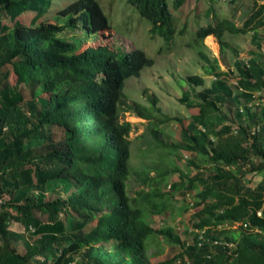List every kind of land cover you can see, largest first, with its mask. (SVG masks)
Instances as JSON below:
<instances>
[{
	"label": "trees",
	"instance_id": "16d2710c",
	"mask_svg": "<svg viewBox=\"0 0 264 264\" xmlns=\"http://www.w3.org/2000/svg\"><path fill=\"white\" fill-rule=\"evenodd\" d=\"M58 2L0 0V264H153L147 253L150 236L182 247L159 264H264V59L242 58L232 77L218 58L199 51L213 84L198 93V103L187 105L189 120L175 118L179 144L164 143L153 126L144 154L162 151L161 161L135 171L143 188L131 198L134 125L120 113L129 101L126 82L154 60L136 48L82 49L78 32L103 35L110 30L107 16L97 0H71L52 21L43 18ZM128 2L151 23L152 37L174 45L177 32L184 34L168 0ZM183 3L174 0L173 9ZM28 11L35 17L24 25L18 18ZM251 31L258 38L264 33V5L241 28L219 18L200 27L196 38L206 48L205 39L214 35L225 51L230 48L226 33ZM186 80L205 85L202 76ZM184 102H191L189 96ZM232 104L237 110L231 116L225 106L230 110ZM126 111L151 121L157 101L151 107L128 105ZM180 150L191 155L187 165L193 171L171 163L172 156L180 160ZM250 175L262 179L247 180ZM52 186L58 193L53 200L46 197ZM177 194L183 200L195 197L184 205L197 209L192 244L173 226L155 228L149 220L174 215ZM4 195L9 197L2 202ZM12 222L30 235L24 253L14 246L24 236L10 228Z\"/></svg>",
	"mask_w": 264,
	"mask_h": 264
},
{
	"label": "rangeland",
	"instance_id": "374dc122",
	"mask_svg": "<svg viewBox=\"0 0 264 264\" xmlns=\"http://www.w3.org/2000/svg\"><path fill=\"white\" fill-rule=\"evenodd\" d=\"M69 2L71 0H59L58 3L52 5L49 14L43 18L48 17L47 19L52 21L53 16ZM97 2L108 18L110 30L103 35L98 33L88 36L85 35L83 30L78 32L76 38L82 45V49L87 48V46L90 48L94 45L103 44L121 53L136 48L145 51L148 57L154 60V65L146 67L140 76L132 77L126 82L124 92L129 101L123 106L120 113L121 120L131 122L134 125L130 135V139L133 140L130 169L133 170V173L128 181L129 196L134 198L136 193L143 188L135 171H140L144 168L143 165L147 163L152 165L161 161L159 156L162 151L149 155L144 154L148 148L146 140H151L154 137L153 126L156 124L159 127V139L164 143L179 144L181 126L175 118L185 119L184 121L189 120L191 113L187 105L198 103V93L203 88H208L213 84L214 77L206 75L205 68L208 64L200 59L199 51H206L210 58H218L221 69L232 77L237 74L236 62L241 61L242 58L248 60L264 59V42H262L264 33L260 34V39L254 37L252 31L240 35L226 33L224 40L230 48L222 51V44L214 35H210L205 39L206 50L203 45L197 42L196 31L210 23L217 24L219 18H228L241 28L248 17L264 5V1L234 0L231 3L229 0H184L182 7L175 10L173 9L174 0H168L170 9L175 16L176 28L180 32H184L183 35L177 32L172 42H175L174 45H167L161 37H152L150 34L151 23L141 17L138 10L128 0H97ZM34 17L35 13L28 11L18 19L22 24L29 25ZM4 22L10 23L8 20H4ZM98 40H104V42ZM259 43H262V45ZM192 75L204 77V87L189 85L186 79ZM11 81H15L14 76L11 77ZM186 95L189 96L191 102H184ZM256 98L259 97L256 96ZM153 99L157 101L158 111L155 114L153 113L155 117L151 121L138 117L135 112L126 111L128 105L139 104L144 107H151ZM230 106L232 108L230 110L228 105L225 106V113L232 116L237 109L233 104ZM191 111L196 112L194 109ZM166 117L171 119L169 123H165ZM62 137L63 128L60 127L56 138L60 139ZM177 153L180 160H177V156L171 157V163H176L175 168L183 172L193 171L187 165L188 160L192 158L191 155L182 150ZM154 174L155 172H152V175ZM252 178L256 183L262 179L260 176L250 175L247 180ZM177 179L178 174L171 176V180ZM163 190L164 192L169 190V185L164 186ZM57 196L58 193L55 191L54 186H52V190L48 189L46 191L47 199L53 200ZM8 197L4 195L2 202ZM176 198L174 201V215L167 213L164 216L149 217V220L155 228L173 226L186 243L192 244L197 232L193 227L192 216L197 209L194 206L191 207V205L186 209L184 205L193 203L195 197L190 194L186 200H183L182 195L177 194ZM42 219L45 220L46 218L42 216ZM10 228L23 234L24 239L16 241L14 246L19 252L24 253L26 251L25 242L30 240V235L20 223L12 222ZM232 228L235 230L236 227ZM147 242V253L153 264L170 260L182 251V247L169 244L160 237L150 236ZM106 247L108 250H112L114 244H108Z\"/></svg>",
	"mask_w": 264,
	"mask_h": 264
}]
</instances>
